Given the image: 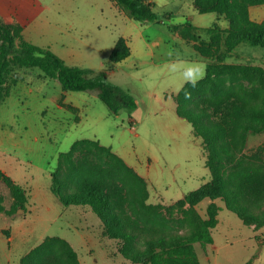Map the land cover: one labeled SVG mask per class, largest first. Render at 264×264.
I'll list each match as a JSON object with an SVG mask.
<instances>
[{
    "label": "rangeland",
    "instance_id": "1",
    "mask_svg": "<svg viewBox=\"0 0 264 264\" xmlns=\"http://www.w3.org/2000/svg\"><path fill=\"white\" fill-rule=\"evenodd\" d=\"M153 1L160 22L135 20L113 0H0V16L23 22L30 42L51 48L68 64L90 68V76L107 69L106 79L128 89L137 102L134 109L123 107L115 114L97 89L65 91L57 78L39 67L14 70L11 75L31 73L20 94L12 90L0 111V166L28 186L29 198L21 207L0 179V264H22L46 238L67 240L78 264H148L121 253L125 240L105 236L91 209L64 205L51 190L52 171L65 177L70 187L87 183L107 193L140 248H147L152 235L191 232L207 217L208 205L216 202L221 210L212 229L213 242L195 244L201 264H264V131L250 130L245 142L239 133L233 147L236 157L224 155L218 163L225 194L194 206L179 204L183 194L211 179V171L203 138L195 136L191 123L177 113L175 95L186 84L185 67L213 61L194 43L205 51L214 34L210 29H227L229 21L215 12L195 14V21L204 26L194 24L197 37L189 42L174 29L192 12L189 0ZM165 12H174L175 18H163ZM249 17L263 22L264 3L251 5ZM121 36L132 41L134 52L113 62L110 54ZM224 50L223 45L220 51ZM224 62L264 67V49L243 41L227 52ZM263 89L261 82L228 70L206 91L192 89L190 100L204 94V106L213 111L210 101L215 96L228 93L252 101ZM63 93L79 110L60 104ZM82 138L90 142L79 143L72 160L64 159L57 167L60 154ZM101 144L134 169L118 165ZM228 200L246 203L261 224H245L228 208ZM41 250L47 264L64 260L57 242Z\"/></svg>",
    "mask_w": 264,
    "mask_h": 264
},
{
    "label": "trees",
    "instance_id": "2",
    "mask_svg": "<svg viewBox=\"0 0 264 264\" xmlns=\"http://www.w3.org/2000/svg\"><path fill=\"white\" fill-rule=\"evenodd\" d=\"M113 1L135 20L143 23L162 21L156 11L155 1ZM192 3L200 13L215 12L219 15H225L230 24L227 29L209 28L214 34L211 41L205 44V51L197 46V43H194L199 53L204 56L205 52L209 55V59H213V61L209 60L206 63V75L197 83L195 88L186 83L175 95L177 113L191 123L194 135L201 136L204 147L206 146L205 148L208 149L206 166L211 171V179L199 188L183 194L179 199L181 205L194 206L204 198H216L227 192L224 174L218 163L222 162L224 155L232 159L236 157L233 147L237 146L235 140L238 134L240 133L243 142H245L250 130L254 132L264 131V89L256 91L252 101L235 99L228 93L215 96L210 101L213 111H209L207 106H204V102L207 101L206 98H203L204 94H202L200 100H190L185 98V93H190L192 89H204L202 91H206L222 73L228 70L232 72L240 71L244 77L253 78L264 84L263 66L224 62L227 52L243 41L264 49V21L255 22L249 17V7L264 3V0H193ZM173 14V12H165L163 18L170 19ZM193 26L195 28V25L188 21L184 24H175L174 29L179 30L190 42L191 39L195 40L197 37L192 31ZM221 40H223L222 44ZM223 45L225 50L220 51ZM131 51L128 40L121 36L115 41L110 59L113 62H120L130 56ZM29 67H39L47 76L57 78L65 91L97 89L100 99L115 114H118L123 107L134 109L137 106L135 97L128 89L106 79L107 69L102 70L96 76H90V68L68 64L63 57L51 48L26 40L22 34L21 25L0 21V106L10 94L9 78L11 74L17 68ZM188 102L191 104L190 106H188ZM69 107L73 109L71 105ZM229 137L235 139L230 142ZM89 139H78L68 152L61 153L57 167L61 166L64 159L72 160L78 144L85 141L90 142ZM101 149L112 152L115 162L119 163L118 165H127V167L134 169L111 148L102 145ZM51 176V190L61 202L66 206L79 205L91 209L100 218L105 236L124 239L125 242L120 248V252L135 262L201 264L195 244L199 242L206 245L213 242L212 229L219 222L218 214L221 210L220 205L216 202H211L208 205L207 217L202 219L191 232L152 235L148 239L147 248H140L134 245L136 235L114 209L107 193L96 189L95 185L87 183H77L70 187L65 177H61L53 171ZM0 179L10 188L17 203L24 207L29 198L28 189L16 182L1 168ZM234 194L238 197L237 193ZM227 206L230 210L236 212L245 224H261L260 216L254 213L246 203L240 204L234 202V200H228ZM0 209H2L1 206ZM52 242H57L61 248L60 252L65 254L64 260L58 259L55 264L79 263L75 250L67 240L63 238H57L56 240L46 238L43 243L23 257L22 264H34L35 260L37 261L36 264H47V260L42 256L41 249ZM51 261L48 264H51Z\"/></svg>",
    "mask_w": 264,
    "mask_h": 264
},
{
    "label": "crops",
    "instance_id": "3",
    "mask_svg": "<svg viewBox=\"0 0 264 264\" xmlns=\"http://www.w3.org/2000/svg\"><path fill=\"white\" fill-rule=\"evenodd\" d=\"M153 1V0H152ZM189 2L191 3V6H192V12L191 13H188L187 15H185L184 16V18H183V23L182 24H184V23H186V22H192L193 24H195V25H198V26H204L203 24H199V22H197V21H195V19H194V15L195 14H199L200 12H198L195 8H194V6H193V3H192V0H189ZM178 11H180V10H178ZM174 13V12H173ZM175 18V13L173 14V16L170 18V19H174ZM215 19H217V15H215ZM0 21H3V22H6V23H10V24H17V25H21L22 26V34H23V36H24V38L26 39V40H28L26 37H25V33H24V30H25V25H24V23L23 22H21V21H19V20H13V18H10V17H5V18H3V16H0ZM176 30V29H175ZM124 37V36H123ZM126 38V37H125ZM127 40H128V43H129V45L131 46V54L130 55H132L133 54V46H132V41L130 40V39H128V38H126ZM29 41V40H28ZM197 50V49H196ZM199 52V51H198ZM129 57V56H128ZM126 59V58H125ZM27 73H28V75L31 73L29 70L28 71H26ZM28 75H24L23 74V71H21V73L19 74V75H11L10 76V78H9V86H10V94H9V96L5 99V101L1 104V106H0V111L4 108V106H6V104H7V102L10 100V98H11V96H12V90H14L15 88H17V90L19 91V94H20V91L22 90V88H23V86L26 84L27 85V83H26V77L28 76ZM65 98H66V93H63V95H62V97L60 98V104L62 105V106H64V107H68L70 110H72L70 107H69V105H71L72 107H73V109L75 108V109H77V110H79L78 108H79V106H77V104H71V103H69V102H66V100H65ZM0 168L5 172V173H7L8 175H10L11 176V174H9V172H8V170L6 169V168H4L3 166H0ZM12 177V176H11ZM16 182H18L17 181V179L15 178V177H12ZM19 183V182H18ZM19 184H21V183H19ZM22 186H24V187H28V186H26V185H24V184H21ZM81 207H83L84 208V206H81ZM85 210V209H84ZM86 211V210H85Z\"/></svg>",
    "mask_w": 264,
    "mask_h": 264
},
{
    "label": "clouds",
    "instance_id": "4",
    "mask_svg": "<svg viewBox=\"0 0 264 264\" xmlns=\"http://www.w3.org/2000/svg\"><path fill=\"white\" fill-rule=\"evenodd\" d=\"M173 69L175 70V65H173ZM206 75V66L202 64H189L184 68L182 72V79L185 83L191 84L193 88L196 87L197 83L203 79ZM185 98L190 99L191 94L185 93Z\"/></svg>",
    "mask_w": 264,
    "mask_h": 264
}]
</instances>
